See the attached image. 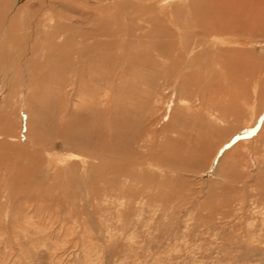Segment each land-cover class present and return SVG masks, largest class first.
I'll return each mask as SVG.
<instances>
[{"label":"rangeland","instance_id":"374dc122","mask_svg":"<svg viewBox=\"0 0 264 264\" xmlns=\"http://www.w3.org/2000/svg\"><path fill=\"white\" fill-rule=\"evenodd\" d=\"M105 3L0 41V264H264V33L193 48L164 34L190 0Z\"/></svg>","mask_w":264,"mask_h":264},{"label":"bare ground","instance_id":"6f19581e","mask_svg":"<svg viewBox=\"0 0 264 264\" xmlns=\"http://www.w3.org/2000/svg\"><path fill=\"white\" fill-rule=\"evenodd\" d=\"M106 1L109 0H84V2L83 0H38L36 4H30V8L35 9L29 11V5L22 4V0H0L1 44L6 45L14 42L19 45L26 36H30L35 42L42 39L44 45L54 42L57 44L55 48H61L60 45L66 38L62 34L66 32V29L61 24L54 23H58L55 20L63 22V19H67L69 16L57 12L52 4H57L62 12L74 8L78 11L88 10L93 14H106V12L112 14L113 7H107ZM101 3H105L106 6H100ZM126 6L122 5L116 9L121 11V9H126ZM189 9L190 12L187 13V17L190 14L193 22L189 21L185 24L178 22L179 24L167 27L165 29L167 32L163 31L167 38L174 36L173 33L175 32L182 43L187 44L188 42L192 47L193 45L202 47L209 38H226L228 36L229 41H236L244 36L253 39L255 33H264V0H190ZM177 10L182 12V7H178ZM169 29L170 32H168ZM60 40L62 41L60 42ZM214 42L217 43V41ZM4 45L2 46L4 47ZM160 48L165 51H167L166 48L171 50L169 42L162 44ZM186 52L191 54L192 49H188ZM166 55L171 56L170 54Z\"/></svg>","mask_w":264,"mask_h":264}]
</instances>
